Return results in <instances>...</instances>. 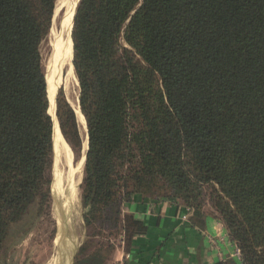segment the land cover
I'll use <instances>...</instances> for the list:
<instances>
[{
  "label": "trees",
  "instance_id": "1",
  "mask_svg": "<svg viewBox=\"0 0 264 264\" xmlns=\"http://www.w3.org/2000/svg\"><path fill=\"white\" fill-rule=\"evenodd\" d=\"M56 3L0 0V264L12 236L51 218L54 119L40 46ZM78 7L88 237L73 264H108L111 234L132 250L147 226L123 208L138 195L174 201L199 229L220 219L241 257L217 264H264V0ZM57 93L60 132L79 153L77 111Z\"/></svg>",
  "mask_w": 264,
  "mask_h": 264
},
{
  "label": "rangeland",
  "instance_id": "2",
  "mask_svg": "<svg viewBox=\"0 0 264 264\" xmlns=\"http://www.w3.org/2000/svg\"><path fill=\"white\" fill-rule=\"evenodd\" d=\"M69 3L70 0H57L50 31L42 41L40 50L43 58V64L46 75L49 74L48 71L49 69L51 70V72H54V70L56 71L57 73L56 76H58V81H59V87L57 89V92L59 91V88L63 87L68 100L71 102V104L74 106V108L77 111L80 132L83 140L82 150L79 153H76L64 138L63 139L68 146V148H66L67 151L65 150V148L62 149V151L58 152L59 156L57 154V157H56L55 149L53 151V179H54V170L56 168L57 171L59 172L62 186L63 185L66 186L67 184L66 179H68V174L71 171L76 172V175L74 176V183L77 191L76 194L77 199L75 206L78 214L72 215L66 221L67 222L66 227L70 232L69 236L72 240L75 239L74 241L75 244L73 248L74 252L69 255L71 257L69 259V263L71 264V262L74 261L75 257L77 256L81 246L85 243L88 237V228L84 220L85 206L83 204L81 197V183L84 174V170L82 169H84V164H85L84 157H86V153L88 150V129H87V123H85L86 119L84 122L79 114L81 112L80 104H79L80 86H79V82H77L78 81L77 76L75 74L74 77H68L66 71L59 68V63H60L59 62L60 59L58 60L59 58L58 44L60 39L59 37L64 24V20L66 18V13L68 10ZM57 92L56 95L58 94ZM55 105H56V100H55ZM56 111H57V107H56ZM56 200H58V202L60 203V199L56 198L54 194L53 183H52L51 218L44 217L41 220V222L34 227L31 233H29L27 237L24 238L21 242L20 241L18 242V238H16L18 236L17 234H15L16 237L12 236L11 237L12 239H10V241L8 240V247L9 245L10 247L7 249L6 259L4 257L2 264H5V262L6 264H56L58 262L61 253L58 252V247L55 245V241H54L55 240L54 229L56 228L57 229L56 232H58L60 228L55 213ZM54 220H55V224L53 223ZM102 238L103 237L101 236L100 239ZM97 239L99 238L96 237L95 240ZM109 241H110L109 243L114 244L116 250L122 246V240H119V237H116L113 234H111V238L109 237ZM67 245L70 246V241L69 243H67ZM105 245H107V243ZM63 260L64 262H66L65 258H63Z\"/></svg>",
  "mask_w": 264,
  "mask_h": 264
},
{
  "label": "crops",
  "instance_id": "3",
  "mask_svg": "<svg viewBox=\"0 0 264 264\" xmlns=\"http://www.w3.org/2000/svg\"><path fill=\"white\" fill-rule=\"evenodd\" d=\"M124 210L142 220L147 226V232L135 236L131 251L123 247L117 249L108 264H117L122 258L125 264H217L229 256L240 259L234 255L237 246L229 239L223 223L216 217H207L206 227L199 229L192 226L186 209L174 201L141 195L127 202ZM67 230L66 227V235L71 243L69 249H65L72 254L75 239L71 240ZM56 233L54 241L58 247L56 239L60 231ZM214 236L224 240L220 249H216L210 242V237ZM65 247L68 248L67 245Z\"/></svg>",
  "mask_w": 264,
  "mask_h": 264
},
{
  "label": "bare ground",
  "instance_id": "4",
  "mask_svg": "<svg viewBox=\"0 0 264 264\" xmlns=\"http://www.w3.org/2000/svg\"><path fill=\"white\" fill-rule=\"evenodd\" d=\"M79 2H80V0H70L68 10L66 13V18L64 20V24H63L61 34L59 37L60 38L59 44H58V53H59L58 60L60 59L59 68L62 70H65L68 77H74L75 76L74 66H73V62H72L73 61L72 60L73 59L72 28H73L74 18H75V14H76ZM56 55H57V53H56ZM48 71H49V74L46 75V79H47L48 97H49V101H50L49 113L53 116V119H54L53 139H54V149H55V153H56V157H57L58 152L62 151V149H64V148L66 150V148H68V146L65 143V141H64V139L60 133L59 125H58L59 123H58V119L56 117L55 100H56V92H57V89L59 87L58 76H56L57 73L55 70H54V72H51L50 69ZM79 114L82 117L83 121L85 122V118H84L83 114L81 112ZM66 155H67V153H66ZM58 156H59V154H58ZM84 159H85V157H84ZM71 170H72V168H71ZM73 170H75V169H73ZM82 170H84V169H82ZM75 175H76V172L71 171L68 174V179H66V181H67L66 186L65 185L62 186L59 172L57 171L56 168L54 170L53 191H54L56 198L60 199V203L58 202V200H56V206H55V208H56L55 213H56V216H57V219L59 222L58 224L60 225V229H59L60 233L58 234V237L56 239V244L58 245V247H59L58 249H60L59 251L61 253V256H60L57 264H70L69 263V259L71 258L69 256L70 252H67V250H66V249H69V246H68L69 244L67 245V243H69V241H70V239L68 241V237L66 235V223H67L66 221L72 215L78 214L76 206H75L76 199H77L76 198L77 191H76L75 183H74V176ZM66 245L68 246V248L65 247ZM62 250L64 251V253H62ZM73 252H74V250H73ZM63 258L66 259L65 260L66 262H64Z\"/></svg>",
  "mask_w": 264,
  "mask_h": 264
},
{
  "label": "built area",
  "instance_id": "5",
  "mask_svg": "<svg viewBox=\"0 0 264 264\" xmlns=\"http://www.w3.org/2000/svg\"><path fill=\"white\" fill-rule=\"evenodd\" d=\"M223 239L219 238L218 236H214V237H210V242L211 244L216 248V249H220L221 245L223 244ZM237 258L241 257V253L240 250L238 248L235 249V254H234ZM127 257H129V254H127ZM223 260V258H222ZM117 264H125V260L124 258L120 259Z\"/></svg>",
  "mask_w": 264,
  "mask_h": 264
},
{
  "label": "water",
  "instance_id": "6",
  "mask_svg": "<svg viewBox=\"0 0 264 264\" xmlns=\"http://www.w3.org/2000/svg\"><path fill=\"white\" fill-rule=\"evenodd\" d=\"M80 2H81V0H80ZM79 8V7H78ZM77 11H78V9H77ZM77 11H76V13H77ZM56 99H57V97H56ZM56 117H57V114H56ZM58 119V118H57ZM53 151H54V145H53ZM85 159H86V157H85ZM53 183V182H52Z\"/></svg>",
  "mask_w": 264,
  "mask_h": 264
}]
</instances>
